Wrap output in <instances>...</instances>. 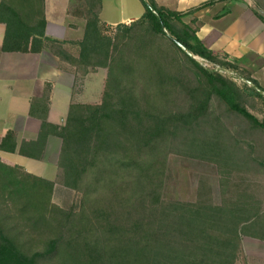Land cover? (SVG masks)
I'll use <instances>...</instances> for the list:
<instances>
[{
	"label": "trees",
	"instance_id": "16d2710c",
	"mask_svg": "<svg viewBox=\"0 0 264 264\" xmlns=\"http://www.w3.org/2000/svg\"><path fill=\"white\" fill-rule=\"evenodd\" d=\"M76 1L85 26L74 57L45 35V0H0L3 52L48 49L76 80L106 69L99 103L72 102L50 123L46 83L29 109L37 137L1 138L0 151L37 160L48 136L60 148L55 180L0 160V264H237L244 238L264 242V87L155 0L112 33L101 0ZM173 154L216 165L219 203L205 183L195 201L165 197ZM56 186L75 194L68 208L52 201Z\"/></svg>",
	"mask_w": 264,
	"mask_h": 264
},
{
	"label": "crops",
	"instance_id": "0c3cea01",
	"mask_svg": "<svg viewBox=\"0 0 264 264\" xmlns=\"http://www.w3.org/2000/svg\"><path fill=\"white\" fill-rule=\"evenodd\" d=\"M121 1L101 0V24L106 27L130 24L143 14V5L129 6V12L126 13L120 7ZM155 1L160 6L182 13L181 21L195 28L197 38L207 48L225 53L228 61L246 69L264 87V0H213L204 6L201 5L210 0ZM72 4L71 8L69 6L65 10L69 19L63 22L50 20L45 10V35L66 41L65 49L76 57L78 47L74 43L83 37L85 19L76 13L77 1L72 0ZM4 32L5 25L0 23V140L8 130L15 132L17 143L37 137L40 120L30 116L29 109L32 98L43 94L46 83L51 84L47 119L53 124L63 123L72 102L97 104L101 101L99 85L96 90L93 89L94 95L90 100L85 86H92L94 75L102 70L106 72V69L98 68L83 79L76 80L73 67L61 62L48 49L39 53L3 52L1 43ZM59 148L60 139L50 135L45 140L40 160L20 155L17 151H0V160L33 175L54 180L57 166L55 177L51 178L44 175L45 162L54 160L56 164ZM245 239L250 241L245 242ZM245 239L242 240L245 257L242 263L264 264V242Z\"/></svg>",
	"mask_w": 264,
	"mask_h": 264
},
{
	"label": "rangeland",
	"instance_id": "374dc122",
	"mask_svg": "<svg viewBox=\"0 0 264 264\" xmlns=\"http://www.w3.org/2000/svg\"><path fill=\"white\" fill-rule=\"evenodd\" d=\"M72 0H46L45 2V10L47 18L50 20L63 22L68 20V16L65 15V10L70 6L71 8ZM138 6L141 7L143 4L141 0H122L120 7L126 12H129V6ZM71 10V9H70ZM116 26L114 27H105L108 33H112ZM204 67L208 69H212L213 66L207 61L195 57ZM219 70L218 68H215ZM226 76L231 77L234 81H236L239 85L242 84V79L236 76L233 72L227 70H219ZM94 83L92 86H85L84 90L87 92V98L93 97L94 92L93 89L96 90L99 85L100 94H102L104 80L106 76V72L102 70V72L96 73ZM101 80V82H100ZM91 83H87L86 85H90ZM79 98H76V100ZM249 110L255 114L257 117L261 118V114L258 110L251 109ZM27 165V164H26ZM46 172L44 175L51 176V178L55 177V169L56 164L54 160H48L45 162ZM29 165H27L28 167ZM168 168H169V179L165 186L164 195L167 199L181 200V201H195L197 199V189L200 183H205V186L210 189L211 192V200L214 203L220 202V190H219V175L217 172L216 165L213 163H208L205 161L178 156V155H170L168 158ZM55 180V179H54ZM73 198L75 199V194L62 186H56L52 201L62 207L68 208L73 202ZM245 239V238H244ZM245 242L250 241L249 239H245ZM243 246L239 254L238 263L243 264L242 262L245 260L243 254ZM237 263V264H238Z\"/></svg>",
	"mask_w": 264,
	"mask_h": 264
}]
</instances>
